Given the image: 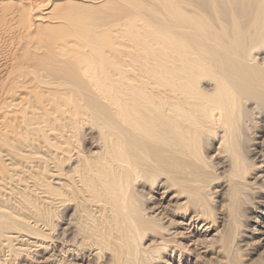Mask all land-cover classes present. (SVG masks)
Wrapping results in <instances>:
<instances>
[{
  "label": "bare ground",
  "instance_id": "1",
  "mask_svg": "<svg viewBox=\"0 0 264 264\" xmlns=\"http://www.w3.org/2000/svg\"><path fill=\"white\" fill-rule=\"evenodd\" d=\"M258 249L264 0H0V264Z\"/></svg>",
  "mask_w": 264,
  "mask_h": 264
},
{
  "label": "rangeland",
  "instance_id": "2",
  "mask_svg": "<svg viewBox=\"0 0 264 264\" xmlns=\"http://www.w3.org/2000/svg\"><path fill=\"white\" fill-rule=\"evenodd\" d=\"M216 168H218L217 169V171L218 172H220L222 169L219 167V166H216ZM221 169V170H220ZM213 201H217L218 200V198L216 197V196H213V199H212ZM218 222V223H217ZM214 227H219V221H216L215 223H214ZM212 238H214V237H212ZM213 241V240H212ZM245 250H241L240 252H237V253H240V255L238 254L237 255V258L242 262V263H246V264H251V263H253V262H255V261H257V259L255 258V257H257V258H259V255H260V253H261V251H260V249H258V250H256V251H254V253H252V255L250 254H248V252L247 251H245ZM260 252V253H259ZM257 253H258V255H257ZM255 254H256V256H255ZM239 256V257H238ZM246 256H247V258H246ZM178 256L177 255H175V257H174V263L175 264H189V262H184V260L182 259V257L181 258H177ZM240 257H244V258H240ZM250 257V258H249ZM253 258V259H252ZM243 259V260H242ZM246 259V260H245ZM248 259V260H247ZM251 260V262H248V261H250ZM179 260V261H178ZM253 260V261H252ZM181 261V262H180ZM245 261V262H244ZM180 262V263H179Z\"/></svg>",
  "mask_w": 264,
  "mask_h": 264
}]
</instances>
